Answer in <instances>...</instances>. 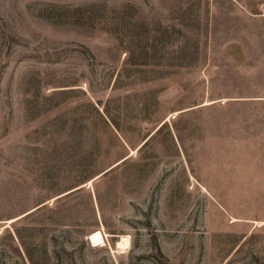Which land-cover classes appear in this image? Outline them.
I'll list each match as a JSON object with an SVG mask.
<instances>
[{"label":"rangeland","instance_id":"obj_1","mask_svg":"<svg viewBox=\"0 0 264 264\" xmlns=\"http://www.w3.org/2000/svg\"><path fill=\"white\" fill-rule=\"evenodd\" d=\"M0 264H264V0H0Z\"/></svg>","mask_w":264,"mask_h":264},{"label":"bare ground","instance_id":"obj_2","mask_svg":"<svg viewBox=\"0 0 264 264\" xmlns=\"http://www.w3.org/2000/svg\"><path fill=\"white\" fill-rule=\"evenodd\" d=\"M103 234L104 233L102 232V229H96L92 231L90 234V239L93 241V244L98 245L100 242H103L104 241ZM126 244H128V238L123 235L122 239L118 241V248L123 249L126 246Z\"/></svg>","mask_w":264,"mask_h":264}]
</instances>
